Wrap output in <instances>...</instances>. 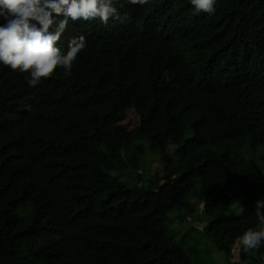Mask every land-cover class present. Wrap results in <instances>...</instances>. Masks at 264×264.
<instances>
[{"label":"trees","instance_id":"1","mask_svg":"<svg viewBox=\"0 0 264 264\" xmlns=\"http://www.w3.org/2000/svg\"><path fill=\"white\" fill-rule=\"evenodd\" d=\"M188 1L0 0V264L264 263V0Z\"/></svg>","mask_w":264,"mask_h":264},{"label":"rangeland","instance_id":"2","mask_svg":"<svg viewBox=\"0 0 264 264\" xmlns=\"http://www.w3.org/2000/svg\"><path fill=\"white\" fill-rule=\"evenodd\" d=\"M156 155L157 153L148 151L140 158V169L141 172H144L146 176L145 178L150 177H148V174L149 172H152V168L155 170L161 168L158 160L153 163V159ZM190 202L192 205L195 204L194 196L190 198ZM202 207L203 204L199 206L194 205L192 211L185 208L184 213L189 214V217H187L185 221L175 218V215H178L180 212L178 209L171 210L168 215V217H170V221L167 224L168 233L174 241L181 243L186 248L193 263L228 264L223 252L214 245L210 238L200 232L204 225H206L212 218L211 215H205L203 213ZM241 213L242 207L239 204L232 205L227 212L230 217L239 216ZM238 260V247L235 245L232 250V257L230 258V261L235 262ZM242 264L247 263L242 262Z\"/></svg>","mask_w":264,"mask_h":264},{"label":"clouds","instance_id":"3","mask_svg":"<svg viewBox=\"0 0 264 264\" xmlns=\"http://www.w3.org/2000/svg\"><path fill=\"white\" fill-rule=\"evenodd\" d=\"M189 9L193 13L194 28L198 35L203 32L206 34H212L216 37L215 26L206 21L209 18V14L215 13L218 9L227 6L225 0H189ZM1 35V24H0Z\"/></svg>","mask_w":264,"mask_h":264}]
</instances>
